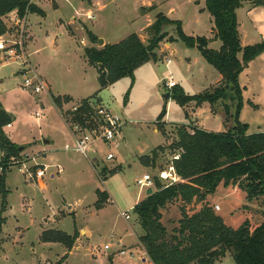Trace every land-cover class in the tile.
Wrapping results in <instances>:
<instances>
[{
    "label": "rangeland",
    "instance_id": "rangeland-1",
    "mask_svg": "<svg viewBox=\"0 0 264 264\" xmlns=\"http://www.w3.org/2000/svg\"><path fill=\"white\" fill-rule=\"evenodd\" d=\"M54 1L56 6L52 0H40L39 5L45 17L36 13H27L24 19L12 17L10 33L0 39H13L23 29L26 54L32 67L47 87L51 88L50 92L38 95L24 89L22 65L12 60L3 59L0 62V100L12 117V127L5 131L18 148L23 147L20 153L13 156L21 164L14 165L6 175L9 194L7 209L3 213L6 221L0 235V264H56L63 258L65 247L60 243H43L41 236L47 230L71 235L75 223L73 215L68 213L73 210L76 211L80 225L78 230L83 231L77 241L89 251L75 250L64 264H111L109 258L114 252L116 264H133L138 261L135 252L127 249L128 253L134 255L130 257L118 254L117 250L119 231L127 226L122 213L131 216L132 219L127 221L129 224L136 222L131 207L138 193L145 195L147 191L137 185V180L145 174L156 177L174 155H179V152L174 151V146L181 125L175 124L191 120L188 125L190 128H200L196 125L198 122L204 129L217 133L232 128L234 121H226L223 101L213 107L209 103L202 104L196 107L195 112L188 110V119L179 105L174 103L167 121L171 126L166 128L165 143L161 134L154 133V127L160 125H155V122L161 112H158L159 105L163 107L166 104L163 99V95L168 92L166 87L154 86L153 80L143 98L137 97L131 101L129 96L127 103L125 96L129 88L123 86L130 82V78L122 79L109 92L100 91L98 71L88 63L85 56V50L90 46L87 30L105 35L109 45H115L116 41L120 42L131 34H141L143 37L140 39L147 44V28L142 31L145 24L142 11L145 9L141 7H153L148 11L154 17L160 12L165 16L170 14L168 16L171 19L182 22L188 36L213 39L214 21L206 9L204 13L201 12L204 6L206 8L205 0H93L94 7L90 6V0ZM247 4L245 7H248ZM254 6L250 13L245 8L246 13L240 14V30L245 45L264 42V11H261L264 6ZM89 11L96 17L95 28L87 19ZM72 17L75 19L71 20ZM14 20H20L18 28ZM152 21H156V18ZM164 31L167 38L159 49L162 54V60H159L160 71L165 70L166 59L175 60L171 54H201L197 48H188L180 40L171 43L172 49L168 51L167 42L177 37L176 26L168 25ZM221 46V41L217 40L209 48L219 50ZM103 47L95 44V48ZM260 62L258 59L254 66L250 63V71L242 73L240 77V85L247 86L243 92L244 107L240 120L248 125L250 133L264 132V70L257 67ZM28 76L32 77L33 74ZM174 76L178 78V75ZM58 93L74 95L75 105L81 103L84 97L97 99L95 95L99 94L102 102L110 104L114 112L123 114L127 120L136 119V123L126 120L127 126L122 129L125 142H119L118 139L117 146H101L97 149L98 153L90 151L87 156L67 151L66 145L73 146L75 139L62 118V112L70 111L73 105L63 106L59 113L51 101L52 94ZM142 101L144 105L141 106ZM125 106L131 108L130 115L126 114ZM259 126L261 129H258ZM163 143L165 151L159 153L155 166L147 170V167L140 164L138 151L144 150L146 146L157 147ZM1 151L0 145V162L3 157ZM109 152L115 155L112 161L106 159ZM132 153L136 154L132 156ZM97 159L100 161L97 162ZM23 164L33 175L45 168L46 175L41 179L44 185L38 180H30L29 175L20 170ZM117 167L119 171L111 175V171ZM51 174H54V178H51ZM97 190L106 192L113 200L99 213L95 209ZM2 202L0 196V212ZM177 202L180 203L175 201L162 211L163 223L169 229L181 217L182 203ZM208 204L232 228H238L246 220L250 221L252 228L264 222V199L249 202L246 193L238 186L221 185ZM202 206L199 202H193L187 206V210L193 214L200 211ZM84 228L94 232L90 241ZM108 244H112V248L105 250ZM219 262L217 264H235L230 254Z\"/></svg>",
    "mask_w": 264,
    "mask_h": 264
},
{
    "label": "trees",
    "instance_id": "trees-1",
    "mask_svg": "<svg viewBox=\"0 0 264 264\" xmlns=\"http://www.w3.org/2000/svg\"><path fill=\"white\" fill-rule=\"evenodd\" d=\"M247 1L264 6V0ZM205 4L206 11L214 21V39L222 43L219 50L209 48L211 39L188 36L181 21L163 16L147 28V44L137 34H132L115 45H105L101 49L87 48L85 56L98 71L101 90L124 78L131 79L125 96L127 103L135 85V71L150 61L160 60L157 51L167 38L164 28L174 25L177 37L170 39L169 43L180 40L188 48H197L204 59L222 75V82L213 90L188 95L182 87L176 86L170 91L171 98L181 108L190 104L199 107L204 103L213 107L223 101L226 121L233 120L234 126L217 133L190 128L188 125L179 126L174 151L179 152L180 158L174 164L182 181L163 187L155 177V192L138 203L133 213L143 230L140 242L153 264H217L228 254L232 255L235 264H264V222L255 228H252L249 220L238 228L229 227L207 202V198L214 195L221 185L238 186L246 193L249 202L264 199V132L249 134L248 125L240 120L245 88L239 81L249 64L264 53V42L242 46L237 16V10L243 5L242 0H205ZM14 11H17L20 19L27 13L42 17L46 15L30 0H0V38L10 33L5 19ZM88 37L92 43H98V38L91 31H88ZM53 101L62 108L63 103H69L71 98L54 97ZM89 101H82L74 119L82 120L84 115L90 118L92 109ZM166 115L165 106L157 119L159 131L165 138L166 124L162 121ZM11 123L12 117L3 109L0 100L2 164L20 153L4 131ZM164 151L163 146L156 148L150 155L140 158L141 164L148 168L154 167L159 153ZM118 171L119 167L112 170L111 175ZM6 175L7 172L0 175V196L3 198L0 235L6 221L3 213L7 209L9 194ZM96 194L98 200L95 209L99 211L106 206L109 196L100 190ZM175 201L182 203L181 218L169 229L163 223L162 211ZM193 202L202 203L203 206L200 211L190 214L187 206ZM79 236L80 230L75 225L71 235L58 230L44 231L41 241L60 243L70 252ZM67 255L56 264H64Z\"/></svg>",
    "mask_w": 264,
    "mask_h": 264
},
{
    "label": "crops",
    "instance_id": "crops-1",
    "mask_svg": "<svg viewBox=\"0 0 264 264\" xmlns=\"http://www.w3.org/2000/svg\"><path fill=\"white\" fill-rule=\"evenodd\" d=\"M30 1L33 4H35L37 7H39L41 10H43L40 7V5H39L40 0H30ZM52 1H53L54 5L56 6L55 1L54 0H52ZM242 1H243V5H242V7L240 9L237 10V16H238V22H239V32H240V36H241V43H242V46L245 47V46H248V45H245L244 44L243 35L241 34L240 28H241L242 25L240 23V14L241 13H246L245 12V10H246L245 8L249 9L248 11L250 13L251 10L254 9L253 7H255V6H254V4H252L251 2H249L247 0H242ZM89 2H90V6L91 7H94L93 0H90ZM246 4L248 5V7H245ZM100 8H102V7H100ZM141 8H144L145 9L144 14H143L144 15V19H145V24H144L143 29H142V31H144V29L148 28L150 25H152L155 22V21L154 22L152 21L153 18H155V17L152 15V13L150 11H148V9L151 8V7H141ZM204 11H205V6H204V8L201 9V12L204 13ZM261 11L263 12L264 10H261ZM26 15H28V14H26ZM168 15H170V14H168ZM168 15H167V17L169 19H171ZM89 16L91 18H89ZM12 17H13V19H17L18 18L17 11L12 12L11 14L8 15L7 19H5L8 27H10L12 25L11 22H10V19ZM74 19L75 18H73V17L71 18V20H74ZM87 19L90 20L93 23V27L95 28L96 17L92 14L91 11H89L87 13ZM171 20H173V19H171ZM14 21H15L14 25L17 26V28H18V26L20 25V20H14ZM88 31H90V30H87V34H88ZM91 32L98 38V40L100 38H103L105 45H109L108 39L105 37V35H101L98 32H93V31H91ZM138 35L141 38L143 37L141 34H138ZM1 38H3V37H1ZM211 40L213 42H210L209 46L211 44H213V43H215V44L217 43V40L216 39L213 38ZM89 41H90V39H89ZM142 41H144V40H142ZM117 43H119V41L118 42L116 41V44ZM246 44H248V43L246 42ZM166 46H167V50L168 51L172 49L171 43L167 42ZM91 47H95V44L90 41V46L87 47V48H91ZM160 53H161V51L158 50L157 51V54H158L160 60H162V54H160ZM163 55H166V54H163ZM171 55H173L175 57V60H172L170 58L166 59V62L167 63L165 64V70L164 71H160L161 69L159 70V63H160V61H158V62L150 61V62L146 63L145 65L141 66L140 68H138L135 71V85L132 88L131 93H130V100L131 101H132V99H136L137 97L138 98H140V97L143 98L145 96V94L148 93V89H147L148 88V85L151 86V83L154 82L153 80H155V82H154L155 85L154 86H157V85L158 86H165V83L166 82L174 81V82L177 83V86L182 87L184 89V91L188 95H198L200 93H203V92H205L207 90L212 89L213 87L219 86L220 83L222 82V75L212 65H211V67H213L214 70H213V68H211L209 66V63L204 59V57L202 56V54H171ZM259 57H261V58H259ZM259 57H258V59L261 60V62H260V64L257 67H259L261 70H264V60H263L264 59V54H262ZM258 59L255 60V61H253V62H251V65L253 63V66H254V63H256V61H258ZM167 60H170L171 63H168ZM2 61H3V53L0 52V62H2ZM163 65H164V63H163ZM251 65H249V67L243 72V74H245L246 72L248 73V71H250V68L252 67ZM172 66H173V69H170V67H172ZM175 74L178 75V78H176L174 76ZM241 75H240V77H241ZM98 77H99V75H98ZM121 81L122 80L116 82L115 84L109 86L108 88H106L104 90H101L100 89V91H104V92L107 91V92H109V90L113 89ZM239 81H240V79H239ZM130 85H131V79H130V82L128 84H126L125 86H123V87H125L127 89V88L130 87ZM241 86L243 88L247 89V86H245V85H241ZM171 90L167 89L166 91L170 92ZM50 91H51V88L50 89L48 88L47 89V92H45V93H48ZM104 92H102V93H104ZM95 96L97 97V99L95 98V100H97V101L105 104L107 107H109L110 104L107 105L105 102H102L103 100L100 97L101 95L99 96V94H98V95H95ZM54 97H61V98L69 97V98H71V101L69 103H63V106L64 107H68L69 104L70 105H75L73 103L74 102V99H75L74 98V95H70V94H67V93H64V94H60V93H58V94H52V97H51L52 98V100H51L52 101V104L54 105V107L56 109H58L59 113L62 112L61 111L62 109L59 108V107H57L55 105V103L53 101V98ZM87 99L92 100V98H90V97H84L81 100L83 101V100H87ZM174 103L177 104L171 98L166 103L167 105L165 104L163 107L159 105L158 112H160V111L162 112V110H163V108L165 106L167 108V115L165 116V118L162 121L163 123L166 124L165 125V128H168V127L171 126V123H168L167 121H168V117H170V115H171V111L173 109L172 106H173ZM140 105L141 106L144 105V101L140 102ZM2 106H3V104H2ZM196 107H198V106H196L195 104H190V105H188L185 108H181V107L180 108L184 112L186 119H188L189 116H190V113H189L188 110H191L192 112H195ZM125 108H126V114H129L130 115L131 112H132L131 108L128 107V106H125ZM3 109L6 112L9 113V110L6 109V108H4V106H3ZM211 111H213V109ZM161 112H160V114H161ZM159 115H158V117H159ZM158 117H157V119H158ZM157 119H156L155 125L159 123L157 121ZM224 120H225V115H224ZM190 121L191 120H189V122ZM127 122L136 123V119L129 118L127 120ZM189 122L188 123H179V124H175V125H189ZM196 125L198 127H200V129H202V130H205V131H208V132H212V131H209L207 129H204L198 122L196 123ZM126 126H127V123H126V125L124 127H126ZM11 127H12V124H11ZM11 127H8V126L5 127L4 128V131H5L6 128H11ZM258 129H261V126H259ZM5 133H6V131H5ZM154 133L155 134H161L162 135V133L159 131V128L157 127V125L154 127ZM257 133H259V132H257ZM249 134H252V133L249 132ZM6 135H7V133H6ZM120 137L121 138H118L119 139L118 141L119 142L120 141L121 142H125V139L123 137V134ZM117 142L115 144L116 146L118 145ZM165 143H166V138H165ZM165 143H163L161 145H158L157 147L146 146L144 150L138 151V152H140L139 153V157H138L139 158V161H140V158L141 157L150 155L153 150H155L156 148H158L160 146H164ZM101 146H103V145H100L99 144L98 147H97V149L99 150L101 148ZM97 149L95 151L98 153V150ZM95 151H93V152L95 153ZM133 154H136V153H132V156H133ZM2 155H3V152H2ZM136 156H138V155H136ZM96 161L98 162V161H100V159H97ZM140 164H141V161H140ZM146 169L148 170L150 168L147 167ZM51 178H54V174H51ZM38 181L40 182L41 185H44V183H43L42 180H38ZM148 190L149 189H147L145 195L141 194V192L138 193V195H137V197L135 199L134 205L131 207V210H133L134 207L138 203H140L141 201H143L144 199H146L148 197V195H147ZM154 192H155V190H154V188H152V193H154ZM210 198H211V196H209L207 198V202H210ZM110 199L111 198L109 197V201H108L109 203L104 208H106L109 204H111L113 202V200L112 199L110 200ZM180 203H178V204H180ZM194 203H197V202H194ZM69 208H71V207H69ZM103 209L102 210H99V211L96 210V213L102 212ZM187 209H188V207H187ZM68 214H72L73 217L75 218L74 219V223H75L74 224V230H75V225L77 226V228L80 227V225L78 224V221H77L76 211L73 210V212H70ZM162 214H163V212H162ZM163 218H164V216H163ZM131 219H132L131 216H130V219L129 220H126L125 219L127 226H125V228H123L122 230L119 231V234H118V236H119V239L118 240L119 241L118 242H121L122 247L124 249H126V250L129 249V250H131V251H133V252L136 253V255L138 256V261L133 262V264H153L152 261L150 260V258L148 257V255H147L144 247L142 246V244L140 242V237L143 235V230H142V228H141V226H140V224H139V222L137 220V216L134 214V218L133 219H135L136 222L133 221V223L129 224L127 221H130ZM84 229H85L86 234H87V239L90 241L91 238L93 237L94 232L93 231H90L87 228H84ZM80 232L82 233L83 231L80 230ZM80 243L81 242L77 241L75 243V246L73 247V249L70 252H68L67 249L65 248V252L63 254V257L66 254H68L66 261L68 260V258H70V256H72V254H73V252L75 250H82V249H84L85 252H88L89 251L88 248L85 249L83 246L80 245ZM52 244H55V243H52ZM89 244H90V242H89ZM118 249L119 248H117V250ZM115 253L116 252H114L113 255L110 256V258H109V261H110L111 264H116V259H115V255H114ZM217 263H221V262H217Z\"/></svg>",
    "mask_w": 264,
    "mask_h": 264
},
{
    "label": "built area",
    "instance_id": "built-area-1",
    "mask_svg": "<svg viewBox=\"0 0 264 264\" xmlns=\"http://www.w3.org/2000/svg\"><path fill=\"white\" fill-rule=\"evenodd\" d=\"M89 18H91L89 16ZM0 52L3 53V59L5 61L12 60L19 62L23 69L22 74L25 76L23 88L31 90L35 94H42L47 92L46 83L36 74V71L32 67L29 57L26 54V47L23 40V29L18 31V34L13 39L0 40ZM171 63L170 60H167ZM33 74L29 77L28 74ZM177 86L174 81H169L165 83V87L169 90ZM82 102L78 105H73L70 111H64L63 120L68 125L74 139L75 144L73 146L66 145L65 149L67 151H73L81 155L87 156L90 151H95L98 145H103L108 148H112L118 138L122 134V129L125 126L126 119L123 114L114 112L112 109L107 107L105 104L92 99L89 101V105L92 109V114L90 118L86 115L82 120L74 119L76 113L79 111ZM11 127V125H8ZM180 158V155H174L167 166L160 170L156 175L161 183L165 186H172L181 181L175 168L174 162ZM107 161H112L115 159V155L109 152L106 155ZM21 163L16 162L15 158L12 157L6 164L0 163V175L5 172H9L14 165H20ZM25 168V169H24ZM25 174L29 175L30 180H41L46 175V169L38 170L35 175L30 172V169L23 164L20 169ZM137 185L140 188L152 189L155 187V176L151 174H145L142 178L137 180ZM219 209V207H217ZM126 220L130 219V215L123 213ZM118 254L128 255L134 257L133 253H128L126 249L122 247L121 242L117 243ZM112 244L105 246V250H110Z\"/></svg>",
    "mask_w": 264,
    "mask_h": 264
},
{
    "label": "water",
    "instance_id": "water-1",
    "mask_svg": "<svg viewBox=\"0 0 264 264\" xmlns=\"http://www.w3.org/2000/svg\"><path fill=\"white\" fill-rule=\"evenodd\" d=\"M165 16V14L163 12H160L157 14V16L155 17L156 20L160 19L161 17ZM104 40L103 39H99L98 40V45L99 46H105L104 45ZM163 99L165 100V102L167 103L170 99H171V92H167L166 94L163 95ZM46 143H48V141H46ZM23 147L19 148V151H22ZM152 194V189H149L147 192V195L150 196Z\"/></svg>",
    "mask_w": 264,
    "mask_h": 264
}]
</instances>
